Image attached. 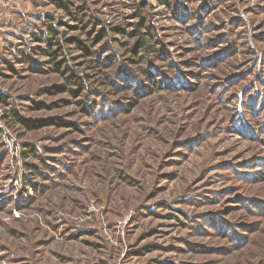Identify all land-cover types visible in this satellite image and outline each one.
Returning a JSON list of instances; mask_svg holds the SVG:
<instances>
[{
    "label": "rangeland",
    "instance_id": "rangeland-1",
    "mask_svg": "<svg viewBox=\"0 0 264 264\" xmlns=\"http://www.w3.org/2000/svg\"><path fill=\"white\" fill-rule=\"evenodd\" d=\"M0 264H264V0H3Z\"/></svg>",
    "mask_w": 264,
    "mask_h": 264
},
{
    "label": "trees",
    "instance_id": "trees-1",
    "mask_svg": "<svg viewBox=\"0 0 264 264\" xmlns=\"http://www.w3.org/2000/svg\"><path fill=\"white\" fill-rule=\"evenodd\" d=\"M63 3H61V5H62ZM137 29V28H136ZM49 33L51 34V37H49V39H48V43H49V46H50V43H51V46L52 45H55L56 43H53L52 41H53V39H55L56 38V35H57V32L54 30V28L53 27H49ZM104 35V30H102V32H101V34L98 36V37H100V36H103ZM143 42H145V41H140V43H139V46L140 47H142L143 46ZM81 49L82 50H84L85 51V54L86 55H88V53H89V51H87L88 49L86 48V47H81ZM47 54L50 56V61L51 62H54L55 60H56V51H54L53 49H52V47H49L48 48V50H47ZM84 54V55H85ZM61 73H62V71H61ZM70 82H72L73 83V81H72V79L70 80ZM73 94H74V92H72ZM2 99V98H1ZM15 116H16V118L21 122V121H23L22 120V118H20L17 114H15Z\"/></svg>",
    "mask_w": 264,
    "mask_h": 264
},
{
    "label": "built area",
    "instance_id": "built-area-1",
    "mask_svg": "<svg viewBox=\"0 0 264 264\" xmlns=\"http://www.w3.org/2000/svg\"><path fill=\"white\" fill-rule=\"evenodd\" d=\"M3 2V0H0V3H2Z\"/></svg>",
    "mask_w": 264,
    "mask_h": 264
}]
</instances>
